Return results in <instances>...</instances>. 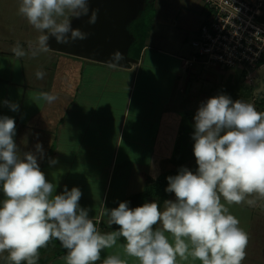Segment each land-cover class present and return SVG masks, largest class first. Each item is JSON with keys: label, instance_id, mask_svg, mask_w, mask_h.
<instances>
[{"label": "clouds", "instance_id": "obj_1", "mask_svg": "<svg viewBox=\"0 0 264 264\" xmlns=\"http://www.w3.org/2000/svg\"><path fill=\"white\" fill-rule=\"evenodd\" d=\"M89 4L90 0H19L18 14L41 33L33 55L48 50L50 36L59 44L87 39L90 33L73 28L71 20L89 16ZM97 13L91 10L89 24H95ZM12 51L17 57L25 55L19 44ZM123 59L117 50L109 64ZM36 75L43 78L44 73ZM40 97L48 103L57 99L51 93ZM4 104L18 110L16 103ZM194 121L197 168L193 172L181 167L177 175L167 177L165 191L174 193L175 199L165 200L163 210L154 201L135 208L127 201L105 208L109 226L119 227L102 233L79 204L81 190L69 191L65 186L61 194H54L56 185L40 170L37 156L18 151L15 120L0 117V191L4 195L0 253L6 252L11 264H36L40 249L55 239L66 250L65 264H96L102 251L122 237L125 255L139 264H178V258L200 264H242L249 235L229 206L245 203L252 195L264 199V112L242 99L233 101L219 94L201 103ZM36 149L43 156L40 144ZM246 202L255 204L253 199ZM102 264L127 261L109 255Z\"/></svg>", "mask_w": 264, "mask_h": 264}, {"label": "crops", "instance_id": "obj_2", "mask_svg": "<svg viewBox=\"0 0 264 264\" xmlns=\"http://www.w3.org/2000/svg\"><path fill=\"white\" fill-rule=\"evenodd\" d=\"M131 1L139 14L141 4ZM159 6L147 22L138 58L129 55L137 62L133 66L120 69L51 51L57 55V64L51 69L45 67L48 71L43 78L33 73L30 77L24 68L18 79L13 75L6 80L0 78V117L15 120L18 151L37 156L40 170L56 185L54 194H61L65 186L69 191L78 187L82 192L80 206L88 210L89 218L102 233L119 227L109 226L105 208H116L125 201L135 208L154 201L163 210L165 200L175 199L174 193L165 191L168 182L155 189V194L152 190L162 177L173 172L177 175L181 167L195 159L194 116L201 104L189 101L182 109L179 97L185 98L188 91L189 98L199 93L198 81L207 77L202 76L210 65L214 73L226 74L229 82L235 81L230 74L237 71L201 60L191 67L185 65L196 57L192 43L210 19L203 0H159ZM141 74L142 85L136 92L133 85ZM128 78L132 85L129 100L117 118L114 112L118 108L112 104V97L104 102L101 97L117 96L124 83L129 86ZM254 90L256 94L262 91ZM41 93H51L57 99L48 103ZM4 101L16 103L18 110L12 111ZM37 144L42 146L43 156L37 152ZM51 159L57 163L50 164ZM170 167H176V171L168 172ZM144 194H148L145 200L141 199ZM123 243L121 237L112 248L103 250L96 264H102L109 255L130 260ZM65 255L66 250L53 239L40 249L36 264H65ZM7 257L6 252L0 253V264H11ZM134 264L139 262L135 259ZM178 264H183L179 258ZM185 264H194V260H185Z\"/></svg>", "mask_w": 264, "mask_h": 264}, {"label": "rangeland", "instance_id": "obj_3", "mask_svg": "<svg viewBox=\"0 0 264 264\" xmlns=\"http://www.w3.org/2000/svg\"><path fill=\"white\" fill-rule=\"evenodd\" d=\"M136 3H140V12L139 14L132 15L131 23L140 25V28L149 27V20L153 19V14L160 8L159 0H134ZM129 3V0H128ZM18 5L19 0H0V78L1 80H6L11 78L13 75L14 78L18 79L23 68L26 70L27 75L33 73V76H37V72L48 71L47 68L53 67L57 64L55 59L57 55L51 51H39L33 55V50L35 48L38 37L41 35L40 32L35 30L31 25L28 24L26 19L18 14ZM208 16V14H207ZM184 20V17H183ZM204 18L201 20L203 21ZM83 21V16L75 19L72 18L71 26L76 28ZM134 21V22H133ZM136 25V26H137ZM151 30V29H150ZM150 31H148L149 33ZM127 37H129L130 48L127 55H130L134 43L136 44V39L134 35L128 30L126 32ZM49 43V42H48ZM19 44L21 49L25 52V55L17 57L13 53V48ZM49 45V44H48ZM194 55H198V50L192 48ZM66 56V55H65ZM17 57L19 62L14 59ZM127 66V65H126ZM133 66L129 64L128 67ZM39 67H41L39 69ZM211 69L203 74L202 81H198V91L199 93H194L191 98L188 95L179 97L178 102H181V108L185 109V104L189 101H192L193 104L199 105L203 102H206L209 98L217 96L219 94L228 95L233 101L242 99L248 103L253 104L258 111L264 112V61L259 65L258 72L256 70H251L246 68L237 70V72L230 74L234 76L235 81L229 82L225 77L226 74L214 73V66L210 65ZM52 68V69H53ZM125 68V67H123ZM127 68V67H126ZM121 69V68H120ZM201 76V75H199ZM236 76V77H235ZM31 77V76H30ZM201 78V77H200ZM199 78V79H200ZM143 74L137 77L135 84L133 85L134 91L140 92V86L142 85ZM126 80V79H125ZM129 80V78H128ZM195 85L196 81L193 79ZM237 83V84H236ZM125 85L121 87L118 95L114 97L115 94L111 95H102V102L105 99L112 97V104L117 107L115 109V117L119 118L129 100V95L131 91V83L129 80V86ZM191 86V85H190ZM189 86V88H190ZM202 86V87H201ZM193 87V86H192ZM2 88V87H1ZM258 91L262 89L258 94L255 93V90ZM178 91V89H177ZM253 92V93H252ZM184 94V91L181 92ZM134 94V93H133ZM175 96V95H174ZM177 96H175L176 98ZM253 101H252V100ZM153 100V99H152ZM150 106L153 107V101L149 102ZM180 108V109H181ZM169 131V130H168ZM166 135V130H162ZM196 161L193 159L187 163V168L194 171L196 167ZM165 169V167H163ZM171 168V167H170ZM176 168V167H175ZM172 167L168 172H172L174 169ZM176 172L169 173V176H175ZM167 177H162L160 179L159 185L167 180ZM157 184L156 188L159 190L160 186ZM156 190V191H157ZM155 194V190L153 191ZM153 198V197H152ZM248 199L255 200L253 206L247 204ZM245 203L240 205H231L229 206L230 212L240 220V226L248 233L249 242L246 249V258L242 264H264V199L259 198L258 196L252 195L246 197ZM224 202L223 199L221 201ZM1 259V258H0ZM127 263L134 264L135 258L130 257L124 258ZM191 259V258H189ZM1 261V260H0ZM8 261V260H7ZM185 264V260H182ZM194 264H200L199 260H194Z\"/></svg>", "mask_w": 264, "mask_h": 264}, {"label": "built area", "instance_id": "obj_4", "mask_svg": "<svg viewBox=\"0 0 264 264\" xmlns=\"http://www.w3.org/2000/svg\"><path fill=\"white\" fill-rule=\"evenodd\" d=\"M203 2L210 19L192 43L198 55L186 62V67L201 60L232 71H258L264 61V0Z\"/></svg>", "mask_w": 264, "mask_h": 264}, {"label": "water", "instance_id": "obj_5", "mask_svg": "<svg viewBox=\"0 0 264 264\" xmlns=\"http://www.w3.org/2000/svg\"><path fill=\"white\" fill-rule=\"evenodd\" d=\"M90 11L98 10L95 24H89V16H83V21L76 28L90 33L87 39L77 40L71 44H59L54 37H49L48 49L63 55L80 58L103 65L123 68L136 64V60L127 55L130 48L127 37V26L132 15H136V5L129 0H90ZM120 51L124 59L119 64H109L110 56Z\"/></svg>", "mask_w": 264, "mask_h": 264}, {"label": "trees", "instance_id": "obj_6", "mask_svg": "<svg viewBox=\"0 0 264 264\" xmlns=\"http://www.w3.org/2000/svg\"><path fill=\"white\" fill-rule=\"evenodd\" d=\"M136 25H137V23L136 24L130 23L128 25V30L134 35L135 39L137 40L136 44L134 43V48H133V50H132V52L130 54V56L133 57V58H138L139 51L142 48V43H143L142 40H143L144 35L146 34L145 33L146 32V28L145 27L142 26V28H140V25H137V26ZM196 168L194 169V171L196 170ZM166 182H168V181L166 180L165 182L161 183L159 186L161 188H163V184H165ZM153 190H155V188ZM153 190H152V192H153ZM152 192H151V194H153ZM147 197H148V194H144L141 197V199L145 200V198H147Z\"/></svg>", "mask_w": 264, "mask_h": 264}]
</instances>
